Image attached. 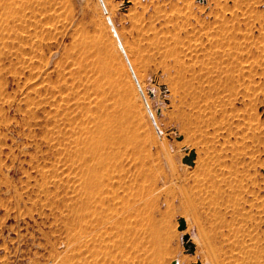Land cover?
I'll list each match as a JSON object with an SVG mask.
<instances>
[{
	"label": "rangeland",
	"instance_id": "obj_1",
	"mask_svg": "<svg viewBox=\"0 0 264 264\" xmlns=\"http://www.w3.org/2000/svg\"><path fill=\"white\" fill-rule=\"evenodd\" d=\"M111 79L97 233L72 144ZM0 264H264V0H0Z\"/></svg>",
	"mask_w": 264,
	"mask_h": 264
},
{
	"label": "bare ground",
	"instance_id": "obj_2",
	"mask_svg": "<svg viewBox=\"0 0 264 264\" xmlns=\"http://www.w3.org/2000/svg\"><path fill=\"white\" fill-rule=\"evenodd\" d=\"M215 56H218V54H216ZM223 56H228V53L225 52L223 54H220V57H223ZM217 58H219V57H217ZM102 69H103L102 70L103 74H105V75L108 74L109 69H107L106 67H103ZM118 85L119 84L113 79H111L107 82L108 91L112 94V99H113L112 100L113 101L112 102L113 103L112 113H110L111 110L109 112L106 110L107 113H104L105 108H106V106H104V105H103V107L100 105L102 107L100 112H98V110H93V109H92V111L88 110V107H87L82 112V116L84 118V119L83 118L82 119L85 120L84 123H83V121H81L80 123H82V124H80V125L78 124V126L76 125L77 126L76 128L78 129V127L80 126L79 129L82 131L80 132L77 129L75 131V129L73 128L74 126L72 127L73 128L72 131H75L74 133H75L76 143L74 142L75 140L73 141V139L71 141H73V143H74L72 145H74V149H76V152L74 149H72V150H74L75 154L77 153L76 154L77 158L75 157V155H74V157L76 160L78 159V161L80 163L79 169L81 171L80 172L81 176L85 177L84 181L82 183L81 189H80L81 193H82L81 194L82 198H80L82 205L75 204L73 206L77 207V208L80 206L84 211L91 212L93 214L94 219H92V220H94V221H92V220L90 221L91 218L89 219V221L91 223L87 221L88 220L87 219L88 218L87 212H86L87 215L84 212V214L86 215L87 218L85 217V215L83 216V214H81L82 215L81 219L83 218V219H85V222L87 221L88 224L90 223V225H89L90 227H93V228L95 227V229L98 230L97 233L100 231L101 226H104L102 224L104 222L105 223L107 222L106 218L108 216V213L105 215V212H107V211H104L105 210V208H104V205H105L104 195L107 192L106 190L109 186V184L105 182V176L107 175L108 169L111 166H114V164L117 161V158H119L122 154H125V151H127L130 148V146L132 145V141H133L132 131L130 130V127H129L128 122H127V120H128L127 119V109L124 107L125 104L122 102V97H120L121 91H119ZM131 89L134 92L137 91V85L135 86L133 84ZM103 90L105 92V89H103ZM104 92H102V93H104ZM109 92L108 93L106 92V94L104 93L103 97L105 100L104 99L103 100L105 101V104H106V102L108 104V101H106L107 100L106 99L107 94H109L108 96H111ZM101 95H103V94H101ZM98 100H99V98H98ZM101 100H102V98H101ZM103 100H102V102H103ZM110 101L111 100H109V102ZM102 104H104V103H102ZM109 105H110V103H109ZM106 109H108V108H106ZM70 123L72 126L73 122H70ZM70 123H69V125H70ZM74 125H75V123H74ZM70 135H71V137H70V139H71L73 135H72V133ZM68 141H70V140H68ZM69 143L71 144L72 142H69ZM76 144H77V148H75ZM78 161H77V164H79ZM75 162L76 161H74V159H73V163L76 165L73 167H77V164ZM76 169L79 171L78 168H76ZM77 211L78 210H76V212ZM78 212H77V215H78L77 217L80 219V217H79L80 214H78ZM81 212H83V211L81 210ZM74 215H75V212L72 213V216L76 217ZM83 219H82V222L84 223ZM75 220H77V218H75ZM73 222H75L74 219H73ZM82 222H81V225H80V223L79 224L77 223V225L81 226V229L83 228ZM83 225H84V228H87L85 226V224H83ZM89 229L92 230V228H89ZM101 232L102 231H100V233ZM97 233L95 232V236L93 238L96 237ZM91 234H92V236L94 235L93 233H91ZM98 238H100V236H98ZM98 238L96 237V240H94V241H97ZM187 245L189 247L193 244L189 243ZM164 248H166V245H164Z\"/></svg>",
	"mask_w": 264,
	"mask_h": 264
},
{
	"label": "built area",
	"instance_id": "obj_3",
	"mask_svg": "<svg viewBox=\"0 0 264 264\" xmlns=\"http://www.w3.org/2000/svg\"><path fill=\"white\" fill-rule=\"evenodd\" d=\"M133 79H134V81H135V83H136V85L139 87V89H140V91H142L141 90V87H140V85H139V83H138V80L136 79V77L133 75ZM164 88H162V91H164V92H166V87L165 86H163ZM151 106V105H150ZM152 108V107H151ZM155 127H156V125H155ZM157 128V127H156ZM157 132L160 134V132H159V130L157 129Z\"/></svg>",
	"mask_w": 264,
	"mask_h": 264
},
{
	"label": "water",
	"instance_id": "obj_4",
	"mask_svg": "<svg viewBox=\"0 0 264 264\" xmlns=\"http://www.w3.org/2000/svg\"><path fill=\"white\" fill-rule=\"evenodd\" d=\"M191 158H195V152H193V155H192V157H191ZM187 161H188V162H190V161H191V159H190V160H188V159H187ZM182 224H183V222H182ZM184 238H185V239H187V236H185Z\"/></svg>",
	"mask_w": 264,
	"mask_h": 264
}]
</instances>
